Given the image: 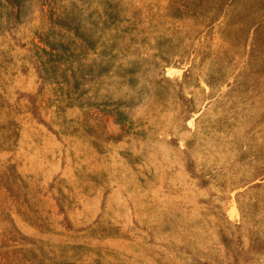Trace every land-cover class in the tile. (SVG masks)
I'll list each match as a JSON object with an SVG mask.
<instances>
[{
	"label": "rangeland",
	"instance_id": "1",
	"mask_svg": "<svg viewBox=\"0 0 264 264\" xmlns=\"http://www.w3.org/2000/svg\"><path fill=\"white\" fill-rule=\"evenodd\" d=\"M0 264H264V0H0Z\"/></svg>",
	"mask_w": 264,
	"mask_h": 264
},
{
	"label": "bare ground",
	"instance_id": "2",
	"mask_svg": "<svg viewBox=\"0 0 264 264\" xmlns=\"http://www.w3.org/2000/svg\"><path fill=\"white\" fill-rule=\"evenodd\" d=\"M63 2V1H62ZM152 5V4H151ZM164 6V5H163ZM163 9V8H162ZM39 13V12H38ZM24 23V22H23ZM179 24V23H178ZM19 52V51H18ZM19 64V63H18ZM111 78V77H110Z\"/></svg>",
	"mask_w": 264,
	"mask_h": 264
}]
</instances>
